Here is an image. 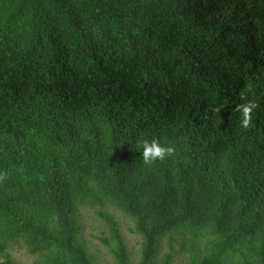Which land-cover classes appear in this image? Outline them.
Here are the masks:
<instances>
[{
    "label": "trees",
    "instance_id": "obj_1",
    "mask_svg": "<svg viewBox=\"0 0 264 264\" xmlns=\"http://www.w3.org/2000/svg\"><path fill=\"white\" fill-rule=\"evenodd\" d=\"M0 174V264H264V0H0Z\"/></svg>",
    "mask_w": 264,
    "mask_h": 264
},
{
    "label": "clouds",
    "instance_id": "obj_2",
    "mask_svg": "<svg viewBox=\"0 0 264 264\" xmlns=\"http://www.w3.org/2000/svg\"><path fill=\"white\" fill-rule=\"evenodd\" d=\"M242 99H244L242 97ZM259 107L254 100H246L235 106L234 111L240 114V127L248 129L253 123V112ZM175 154L173 146H163L158 139L142 142V159L145 164H152L156 161H164ZM5 179V174H0V181Z\"/></svg>",
    "mask_w": 264,
    "mask_h": 264
},
{
    "label": "rangeland",
    "instance_id": "obj_3",
    "mask_svg": "<svg viewBox=\"0 0 264 264\" xmlns=\"http://www.w3.org/2000/svg\"><path fill=\"white\" fill-rule=\"evenodd\" d=\"M92 213L93 212H90L86 217L87 219L85 218L84 231L81 233V236L87 240L90 250L93 252L96 251V253L100 255L101 260L105 261L109 258L107 248L102 245L99 239L95 236L99 233V227L101 223L99 222V219H95V216H90ZM123 219L125 220L126 218L123 217ZM125 232L129 238V245L137 246V242L135 241L133 234L128 232L126 229ZM14 255L17 261H19L21 264H32V258L27 256L24 250H17L14 252Z\"/></svg>",
    "mask_w": 264,
    "mask_h": 264
}]
</instances>
